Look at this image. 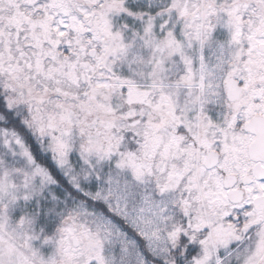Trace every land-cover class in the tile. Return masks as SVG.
<instances>
[{
  "label": "snow or ice",
  "instance_id": "6c2138e0",
  "mask_svg": "<svg viewBox=\"0 0 264 264\" xmlns=\"http://www.w3.org/2000/svg\"><path fill=\"white\" fill-rule=\"evenodd\" d=\"M0 264H264V0H0Z\"/></svg>",
  "mask_w": 264,
  "mask_h": 264
}]
</instances>
